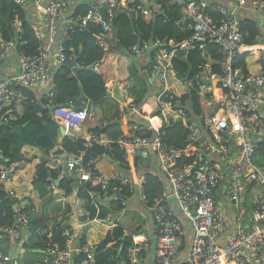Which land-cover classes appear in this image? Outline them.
I'll use <instances>...</instances> for the list:
<instances>
[{
  "label": "built area",
  "instance_id": "2783aa9c",
  "mask_svg": "<svg viewBox=\"0 0 264 264\" xmlns=\"http://www.w3.org/2000/svg\"><path fill=\"white\" fill-rule=\"evenodd\" d=\"M44 1L17 0L23 7L34 2L44 8L47 28L44 32H37L39 45L36 53L18 52L20 71L13 76L5 75L4 64L11 47L17 43L11 39L1 40L0 99L20 102L26 98L20 87L46 88L50 84L52 60L59 64L76 61L81 66L77 56L68 55L65 48V41L71 38L72 32L86 29L91 22L100 24L104 39H110L111 45L117 46V40L110 35L117 10L134 20L151 17L163 10L162 3L157 0H89L87 11L75 15L74 8L85 1L49 0L46 5ZM234 1L238 8L246 3V0ZM172 3L179 7L177 24L192 30V35L179 42L156 38L152 43L134 45L131 52L139 56L152 46L157 47L159 55L152 63V74L162 82L175 83L184 80L172 74L170 56L174 51L193 50L196 42H200L201 48L208 42L219 44L225 55L219 73L210 70L207 75L194 79L198 94L208 102L215 98L214 87H222L216 109L212 110L209 104V112L203 119L192 113L189 100L168 99L161 104L157 115L153 111L154 122L157 123L158 119V124L152 120L145 124L141 120L131 123L130 117L134 114L147 118L143 106L133 104L116 117L125 124L131 123L123 136L112 141L108 136L93 134L85 143L88 148L94 144L111 148L114 143L125 149L130 155L126 168L115 162L117 171L108 178L102 170L89 168L91 162H85V154L67 152L64 156L67 170L80 181L102 184L101 189L91 192L93 200L100 202L99 206L108 194L123 206L127 205L128 197L137 196L151 207L157 228L155 264H177L182 244L183 224L171 209L168 196L175 198L193 230L191 248L183 264H264V154L257 151V143L264 140V75L253 74L235 65L247 36L241 29L236 9L209 0H172ZM255 7L264 10V0H259ZM67 13L70 16L64 19ZM14 28L17 33H23L20 20H15ZM55 43L54 51L52 45ZM47 91L51 95L50 89ZM46 108L52 109L50 115L66 131L74 130L96 116L88 107L78 109L51 104ZM172 122L188 124L184 146L166 139ZM146 130L152 134L144 135ZM150 159H156L159 172L169 184V190L163 189L160 203L155 206L148 204L141 185L143 178L131 180L124 171L136 167L137 162ZM16 172L15 164H2L0 182ZM111 180L118 183L111 186ZM10 195L16 198L14 191ZM75 212L80 217L87 215L79 202L75 204ZM32 214L35 215L33 207L24 202L18 205L13 223L0 226V247L8 240L16 244L27 241L31 234ZM60 224L64 229V223ZM64 234L67 237L64 250L56 244H46L50 256L45 264H76L82 254L87 255L82 264H96L95 255L87 244L73 246L69 230L64 229ZM130 237L135 245L128 247V256L120 264H149L144 256V244L147 243L144 234L133 232ZM10 258L0 251V264L7 263ZM16 264L21 263L16 261Z\"/></svg>",
  "mask_w": 264,
  "mask_h": 264
},
{
  "label": "crops",
  "instance_id": "0c3cea01",
  "mask_svg": "<svg viewBox=\"0 0 264 264\" xmlns=\"http://www.w3.org/2000/svg\"><path fill=\"white\" fill-rule=\"evenodd\" d=\"M80 1H85L89 3V0H80ZM209 1L212 2L213 4L223 3L232 9H236L239 13V18L241 21L247 20L250 23H253L255 27L258 29L259 35L255 40H253L252 42L245 40L244 49L239 54V57L243 56L245 58L246 67L249 72L253 74H257V75L258 74L264 75V10L257 9L255 7V4L259 0H246V3L240 6L239 8L237 7V4L234 0H209ZM48 2L49 0H45L43 4L46 5ZM160 2L162 3V1ZM24 8H25L26 21L34 27L36 32L38 31L44 32L47 28V20L45 18L44 8L40 7V5H37L34 2H30ZM86 11H87L86 6L83 7V6L77 5L74 8L75 15L84 14ZM70 13H67L64 16V19L68 18L70 16ZM129 18L132 21H135L131 17ZM16 19L20 20L19 17H16L13 21L9 18H5V20L8 22V25L10 26L11 25L14 26V22ZM20 22L22 25L21 20ZM175 24L182 28L184 27L183 25L177 24L176 21H175ZM14 31H15V28H14ZM79 31H83V30H79ZM245 32L247 34L246 36L247 38L249 36V32L248 31H245ZM17 35H20V33H17L15 31L13 33V37L11 38V40H14L16 43H17L16 41ZM155 39H153L151 42L145 41L139 45H142L144 43H152L154 42ZM186 39L187 38L179 40L176 37H169V36H165L161 38V40H165L167 42H179V41H183ZM210 43L217 44L214 42H210ZM99 44L106 46V42H105V39L102 33H101V36H99ZM56 45L57 43L52 45V49L54 51L56 50L55 48ZM134 45H137V43ZM249 46H253V47L250 49ZM106 47L109 50L114 49V48L109 47V44ZM219 47H220V53L223 56L220 59L214 58L211 55V51L207 45L203 46L202 48L199 45V48L202 50V56L205 58V64H203V67H202L203 69L201 72L194 73V77H192V81H188L186 79L188 71H183V72L178 73L174 66L175 65L174 63L176 60H179V59L183 61L186 60L189 56V53L192 50L174 51L172 56H170V60L173 66L172 74L173 75L176 74L179 77V79L184 80V82L176 81L175 83L171 81L162 82L161 80L158 79L157 75L152 74V63L155 61V58L159 55L157 47L152 46L148 50L139 54V56L133 55V53L130 50V53L134 57L133 56L129 57L128 55H125L122 57L121 60L126 61L127 63H130V64H127L129 65V71H130V67L132 66L131 64L132 61L138 63L140 75H142L145 81H147L148 84L151 85L149 93H138L137 95L143 94V99L141 100L138 99L137 95L136 97L130 96L128 93H131V91L130 92L126 91V88H127L126 79L125 80L119 79L109 89L110 95L105 97L102 101H99V102L92 101L85 95L86 94L85 91H83L77 97H68L66 103L64 104L65 106H70V107H74L78 109L88 107L95 112L96 116L94 119L87 120L79 127L75 128L74 130H71V132H73L74 135H63L61 132L62 137L75 136V137L82 138L83 140L86 141L93 134H99V136H107L109 134L94 133L93 131L97 128L105 129L107 125H109L114 120H116V117L119 115V113L123 109L125 108L128 109L133 104H136V105L141 104L143 108L145 109L144 113L147 114V118L144 117V119H142L141 114L140 115L134 114L130 117L132 120L131 123L139 122L141 120V122L145 124H149V122L152 120L154 124H158L159 122L158 119H157V123L154 122L153 111L155 112L157 110H161L160 109L161 104L166 102L168 99H173L176 96L177 98L184 97V95L188 93L190 87L196 88L194 79L196 80L197 76H201L203 74L207 75L208 73H210V70L213 73H219L220 68H221L220 67L221 63L225 58V55L220 45ZM71 49H74V47L72 46ZM170 50H171V47H170ZM72 62H73V67L66 65L65 63L59 64L57 60L51 61L50 71H49L50 84L46 88L37 87L35 89H32L33 91H35L38 99L46 95L48 93L47 90L50 89L51 96H52V104L62 105V104L57 103V96H58L59 90L57 86L53 84V78H54L55 72L60 66H68L72 71L71 77L79 74V73L75 74L72 68L78 67L81 70L84 69L82 65L78 66L76 64V61H72ZM19 65H20L19 53L17 51L16 46L14 45L11 47L10 55L4 64L5 75L13 76L17 74L20 71ZM90 67H93V69H98L99 66L98 64H96V65H91ZM90 67H88V69ZM124 72H127V68H125ZM84 78L86 79V76H84ZM166 88L167 90H165ZM214 93H215V98L211 100L210 102H208L207 98L204 97L207 100L208 104H211L212 110H215L217 107V104H219L218 99L221 97L223 93L222 87L221 86L214 87ZM15 102L19 103L18 101H15ZM56 121L58 122L60 126V130H61V127H63L62 124L59 123L58 120ZM116 121H119L121 123L122 128L124 130L123 132V135H124L129 130L130 128L129 124L131 123L125 124L123 121H120V120H116ZM18 126H22L23 134L21 135L17 132L20 136L19 138H17V146L20 145L21 140L26 139L25 132L23 131L25 125H18ZM57 141L58 142L56 146L47 151L45 149H42L41 147L28 145V144L22 145V147L20 146V151L27 158H29V160L28 162L13 163L17 166V172L12 177L6 179L3 182L5 189L8 192V195L10 196L11 199L22 201L25 197H27L31 200L32 205L34 206L37 205L39 207V211L36 212L35 214L36 220L39 221L37 223V226L39 228L36 230V232L38 230L42 231L43 229L47 227L50 228L55 223H64L67 227H69L68 228L70 230L69 232L71 233V236L73 237V240L70 244H72L73 246H78L80 243H82L83 236L86 239L84 228H87V226H90L93 224H96L97 227L103 226L104 229H98L96 231V236L94 237V239L91 238L93 239L95 244L90 245L89 242H87V239H86V242H87L86 244L88 245V247L91 248V250H94L95 248L98 250L100 243L103 242L108 236H110L111 242L108 247H111L113 249H118L119 259H122L124 255L127 257L128 254L126 252L128 251V247L135 245V241L132 240V238L130 237V234L133 232H139L141 234H144V238L147 239V243L144 244V247H145L144 256L147 258L149 264H155L154 260L156 257L155 242H156V237H157V228L155 225L151 207L146 205L137 196L128 197L127 205L123 206L121 203L112 200V198L108 194H106L105 198L102 200L99 206L100 202H96L93 200L92 195H91L92 191H90L86 187V184H88L89 182L92 184H97V183H93L91 181H87V182L80 181L78 176L71 175L69 173V171L67 170L66 164H65L66 169L64 170V161H66L64 156H65V153H67L68 151H64L62 146L60 145L61 137H58ZM96 146L98 145L94 144L88 149L90 150L94 149ZM85 153H86V149L85 151H82L76 155H81ZM101 155L106 159L102 161L103 169L101 168L100 170H102L105 177L112 178L113 175L117 171L116 163L113 162L112 157H110L109 155L106 156L107 151H102ZM43 159H48V163H49L48 165L51 168L60 170L59 178H57L51 185L35 186L34 179L37 175V166ZM85 162L88 163L91 161L85 160ZM126 162L124 163L125 168L127 166ZM2 164H6V163H0V166ZM92 166L93 164L91 162V166L89 165V168L91 170H93ZM135 166L136 167H132L131 169L124 170L131 180L137 181V180H142L143 178V183L141 185L145 189L147 178L148 176L152 175V176L160 178L163 182L164 188L169 190V184L167 180L163 178V176L161 175L162 173H160L157 168L156 159H150V160L137 162ZM65 177H71V179L73 180V182L71 183L72 191L68 195L65 193V189L60 186L61 180ZM57 180H60L59 184H57ZM11 191L15 192L16 198L11 197L10 195ZM169 197L170 196L167 197V200L170 199L171 201V204H170L171 209L174 211L175 215L179 218V220L183 224V232L180 235L182 244L179 250V257L176 260L177 264H183L191 248L193 230L190 226L189 219L181 212L179 204L177 203L175 198H172V197L169 198ZM78 202L81 204L82 209L85 212H87V215L85 217H80L75 212V204ZM129 207L132 208L133 213L126 211L127 208ZM90 208H92L93 210H91ZM135 211L145 216L143 219L144 222L142 224H137L136 220L134 219ZM75 222L78 223L77 229L73 226ZM129 227H133V228L129 230ZM44 231H46V229ZM98 235H102L104 237L100 238L98 237ZM125 238L128 239V245L125 246V244L122 243L120 247H116V245H118L120 241L123 242ZM140 239H142L141 236H140ZM16 246L17 244L15 242H12V244L8 247L7 251L2 250L1 247H0V251L10 256V252L12 251V248ZM24 246L28 250H31L30 252H27V253H30V254L36 253V254L45 255L46 259L42 260L44 262L50 256L48 248L45 245L36 246V245H33L32 243L28 245L27 241H25ZM29 246H32V247H29ZM34 249H39L41 251L33 252L32 250ZM97 250L95 251L94 255L96 254ZM27 253L17 256L18 257L17 261L21 262V260H23L26 264H37L38 260L42 259L40 257H35L32 261L28 260L26 259ZM125 258L120 260V263L123 262ZM3 264H8V263H3Z\"/></svg>",
  "mask_w": 264,
  "mask_h": 264
},
{
  "label": "trees",
  "instance_id": "16d2710c",
  "mask_svg": "<svg viewBox=\"0 0 264 264\" xmlns=\"http://www.w3.org/2000/svg\"><path fill=\"white\" fill-rule=\"evenodd\" d=\"M162 1L163 10L148 18H139L132 21L126 14L117 10V15L113 22V29L110 35L117 40L118 45L112 46L111 40L106 38V46L114 48L109 50L106 46L99 44V36L103 32V27L100 24L89 23L87 28L83 31L72 32V36L65 42V48L68 55L75 54L77 61L83 66V70L78 75L71 77L72 71L68 66H60L55 72L53 84L59 90L57 96L58 104H65L68 97H77L83 91L85 95L94 102L102 101L105 97L110 95L109 89L119 79L125 80L127 78H134L142 84L146 83L144 77L139 73V66L137 62L130 63L121 60L123 56H133L130 50L134 44H141L143 42H151L155 38H163L165 36L176 37L179 40L189 38L192 35V30L187 27H180L175 24L176 16L179 12V7L172 3V0H157ZM79 6L88 7L87 2L78 4ZM19 17L22 21L23 33L17 35V51L24 54H34L38 51L39 41L37 32L34 27L26 21L25 8L20 5L17 0H0V48L1 40H10L13 37L14 26L8 25L5 18L12 21ZM13 26V27H12ZM240 26L243 31H248L249 36L246 41L252 42L258 35V29L253 23L247 20L241 21ZM2 36V37H1ZM200 42H196L194 48L186 60H176L175 68L178 73L188 71L186 79L192 81L194 73L201 72L205 58L202 56V50L199 48ZM74 49H71V47ZM208 48L214 58H222L220 47L218 44L208 42ZM134 57V56H133ZM98 64V69H88L91 65ZM235 65L247 70L245 58L243 56L235 59ZM127 68V72L125 71ZM249 72V71H248ZM127 73V74H126ZM86 76V79L84 78ZM26 95V98L19 103L10 100L0 99V153L3 158H0V163L13 164L19 162H28L27 158L21 151L22 145H33L41 147L42 149L50 150L57 144V138L61 137V143L64 151L79 154L85 151V160L91 161L93 171L99 170L103 167L102 161L104 158L101 155L102 151H107L108 155L112 157L113 162L124 164L129 158V153L116 144L112 147L96 146L94 149L86 147V141L75 136L62 137L60 126L58 122L51 115H48L44 110L47 106L52 104V96L46 94L42 98H37L35 91L29 87H20ZM138 99H143V94L137 95ZM173 99H177V96ZM182 100H189L191 110L194 115L207 116L209 112V104L207 100L197 93L196 88L190 87L188 93L182 97ZM146 102V101H145ZM144 102V103H145ZM143 103V104H144ZM190 110V111H191ZM159 110L155 111V115ZM18 125H25L23 131L26 139L21 140L20 145L17 146V138L19 134L15 131ZM94 133L109 134L110 140L115 141L123 135V128L119 121L114 120L106 126L105 129H95ZM144 135H151V131H144ZM188 134V124L180 122H172L168 129L166 139L178 146H184L186 143V136ZM99 135V134H95ZM257 151L264 154V140L257 143ZM48 159H43L37 166V175L34 179L35 186L51 185L57 178H59L60 170L51 168L48 165ZM103 169V168H102ZM106 173V172H105ZM110 173V172H109ZM71 177H65L61 180L60 186L65 189L68 195L72 191ZM111 186L117 184L116 180H111ZM86 187L94 192L101 189L102 184L88 183ZM163 182L160 178L155 176H148L145 184V193L148 204L155 206L160 203L163 194ZM47 199V198H46ZM22 202L26 203L30 208L33 207L34 212L39 211L37 205H32L31 200L25 197L22 201L11 199L5 189L4 183L0 182V226H6L13 223L15 218V209ZM33 203V202H32ZM34 204V203H33ZM36 204V203H35ZM93 210L92 208H90ZM69 227H67L68 229ZM46 229V231H44ZM42 231L31 233L27 239V244H35V240L42 241V246H46L48 242L56 244L61 250L67 247V237L64 234V229L60 223L53 224L50 228H45ZM44 231V232H43ZM70 231V230H69ZM70 233V232H69ZM111 242V237L108 236L100 243L95 254L96 264H120L118 257V249L108 247ZM8 243V244H7ZM86 239L82 237V244H86ZM124 243L128 245V239L120 241L116 247ZM7 244V245H5ZM1 247L2 250L7 251L12 241L8 240ZM7 246V247H6ZM32 247V246H29ZM27 253L26 255H29ZM123 254V253H122ZM87 259V255L82 254L77 258L76 264H82ZM37 264H45L44 261L38 260Z\"/></svg>",
  "mask_w": 264,
  "mask_h": 264
},
{
  "label": "rangeland",
  "instance_id": "374dc122",
  "mask_svg": "<svg viewBox=\"0 0 264 264\" xmlns=\"http://www.w3.org/2000/svg\"><path fill=\"white\" fill-rule=\"evenodd\" d=\"M126 82H127V88H126V91L127 92H130L131 91V93H128L130 96H135L136 97V95L138 94V93H149V90H150V88H151V85H149L148 84V82L146 81V83H144V84H142L141 82H139V81H137L136 79H134V78H127L126 79ZM137 91V92H136ZM127 212H131V213H133L132 212V208H127V210H126ZM144 217L145 216H143V215H141V214H139L137 211H135V214H134V219L136 220V222H137V224H142L143 222H144ZM73 226L77 229V226H78V223L77 222H75L74 224H73ZM133 227H129V230H131ZM64 229L65 230H69V229H67V226L64 224ZM98 229H104V227L103 226H98L97 227V225L96 224H93V225H90V226H87V228H84V233L86 234V239H87V242H89V244L90 245H94L95 243H94V241H93V239H94V237L96 236V231L98 230ZM100 231V230H99ZM98 237H104V236H102V235H98ZM91 238H93V239H91ZM105 239V238H104ZM103 239V240H104ZM35 244H37V245H40V246H42L41 244H42V241L41 240H39V239H36L35 240ZM35 257H40V258H42V259H40V260H45L46 258V256L45 255H43V254H36V253H34V254H30V255H27L26 256V259H28V260H33ZM21 264H26L23 260H21V262H20Z\"/></svg>",
  "mask_w": 264,
  "mask_h": 264
},
{
  "label": "water",
  "instance_id": "95a60500",
  "mask_svg": "<svg viewBox=\"0 0 264 264\" xmlns=\"http://www.w3.org/2000/svg\"><path fill=\"white\" fill-rule=\"evenodd\" d=\"M65 64L66 65H69V66H72L73 67V62L72 61H66L65 62ZM89 69H93V67H90ZM72 70H73V72L75 73V74H78L79 72H80V70L81 69H79L78 67H74V68H72ZM154 79V78H153ZM152 79V80H153ZM52 109H48V108H46L44 111L48 114V115H50V111H51ZM53 117V116H52ZM54 118V117H53ZM169 126H167L166 128H168ZM165 128V129H166ZM15 130H16V132H18L19 134H23L22 133V126H17L16 128H15ZM61 132H62V134L63 135H74V133L73 132H71V131H66V129L64 128V127H61ZM3 156L0 154V158H2ZM64 160V159H63ZM65 161H64V170L66 169V167H65ZM60 183V180H57V184H59ZM39 221L38 220H36V218H35V215L34 214H32V216H31V226L29 227V232L30 233H35L36 232V230L39 228L38 226H37V223H38ZM25 242V241H24ZM24 242L23 241H20L19 243H17V246L16 247H13L12 248V251L10 252V260L7 262L8 264H16V261H17V259H18V257L17 256H19V255H21V254H24V253H27V252H30L31 250H28L25 246H24ZM97 249L95 248L94 250H92V252L93 253H95V251H96ZM33 252H38V251H41V250H39V249H34V250H32ZM42 252H43V250H42Z\"/></svg>",
  "mask_w": 264,
  "mask_h": 264
}]
</instances>
